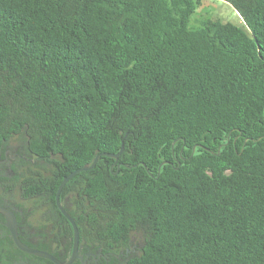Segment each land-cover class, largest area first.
<instances>
[{"label": "trees", "instance_id": "16d2710c", "mask_svg": "<svg viewBox=\"0 0 264 264\" xmlns=\"http://www.w3.org/2000/svg\"><path fill=\"white\" fill-rule=\"evenodd\" d=\"M222 1L243 26L191 25L195 0H0V152L23 137L36 160L0 186L45 251L73 250L63 179L124 144L62 190L80 246L264 264V0Z\"/></svg>", "mask_w": 264, "mask_h": 264}, {"label": "flooded vegetation", "instance_id": "af4514ba", "mask_svg": "<svg viewBox=\"0 0 264 264\" xmlns=\"http://www.w3.org/2000/svg\"><path fill=\"white\" fill-rule=\"evenodd\" d=\"M16 139H22L23 141H21L15 147L11 146L10 143L11 141H10L7 145H5L2 148L0 152V179L14 178L17 175L16 169H18V165L20 162H26V163L30 162L32 164L36 163V160L33 158V156L29 154L27 151L26 148L27 145L24 138L19 137V138H15V140ZM15 186L16 185H11L12 188H15ZM6 189L7 186L6 187L0 186V207L8 209L9 211H12L15 214L17 219V230L20 240L27 246L29 245L34 246L35 248H37L36 250L45 251L44 248L47 246L46 237H44L41 232L30 230L29 222L33 221V217L27 216V214H25V209L23 207L20 208L17 205L20 202H17L16 199L14 200L9 198V196H7V194L5 193L7 192ZM9 190H13V189H9ZM12 196H15L16 198L19 197L16 191L12 193ZM8 237L12 239L11 234L6 226L5 216L0 212V264H49L29 256H33L36 258H42V257L30 255L27 253H25L26 255H18L13 250L6 249L5 246H3V244H6L5 241L7 240ZM56 251L59 255H65L60 249ZM139 252H140V247L133 246L130 250H128L125 253L124 258H119V263H122V261L125 262L130 258L137 256ZM116 257L118 258V256ZM64 258L65 257H61L60 260L58 258L57 259L61 262L62 260H64ZM70 258L71 256L67 260H64V262L61 263L62 264L68 263L70 261ZM45 260L51 262L48 259ZM110 262H111V258L109 256L103 255L100 252H95L90 247L82 245L80 246L79 257L72 264H110Z\"/></svg>", "mask_w": 264, "mask_h": 264}, {"label": "water", "instance_id": "95a60500", "mask_svg": "<svg viewBox=\"0 0 264 264\" xmlns=\"http://www.w3.org/2000/svg\"><path fill=\"white\" fill-rule=\"evenodd\" d=\"M123 147L124 144L122 145V149L120 150V152L118 154H100L98 155L93 163L91 165L88 166H84L74 172H72L71 174H69L67 177H65L62 181V183L60 184L58 191H57V195H56V203L57 206L59 208V210L62 212V214L68 219V221L71 223L73 230H74V244H73V250H72V255L70 258V261L66 264H72L78 257H79V251H80V234H79V230L77 227V224L75 222V220L71 217V215L67 212V210L63 207V205L60 202V195L62 193V190L64 189V187L66 186V184L73 178L75 177L77 174L82 173V172H86V171H90L92 169H94L98 163L99 158L102 157H109L112 159H115L116 162L118 161L121 153L123 152ZM195 152V148L193 149V154ZM168 162H164L163 164H167ZM126 168H131L129 166H126ZM119 169V167H118ZM118 172V171H117ZM116 172V174H117ZM151 176H153L150 173ZM0 212L5 216L6 219V226L11 234V237L14 241V243L16 244L17 248L27 254L30 255H34V256H39L45 259H48L49 261L53 262L54 264H62L56 257H54L53 255L45 252V251H40V250H36L33 249L29 246H27L26 244H24L18 235V230H17V219L15 214L12 211H9L8 209L2 208L0 207Z\"/></svg>", "mask_w": 264, "mask_h": 264}, {"label": "rangeland", "instance_id": "374dc122", "mask_svg": "<svg viewBox=\"0 0 264 264\" xmlns=\"http://www.w3.org/2000/svg\"><path fill=\"white\" fill-rule=\"evenodd\" d=\"M195 2L197 3L196 11L191 18V25L193 26L202 25L209 19H219L224 22H230L238 26L244 25V22L238 12H236L230 4L222 0H195ZM21 141L23 140L13 139L10 143L11 146L15 147ZM16 201L21 202L19 198H17ZM136 242L137 244L139 243L138 240ZM120 264H124V261H122V263Z\"/></svg>", "mask_w": 264, "mask_h": 264}]
</instances>
